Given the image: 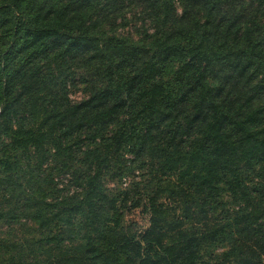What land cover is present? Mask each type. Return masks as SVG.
<instances>
[{
	"label": "trees",
	"instance_id": "16d2710c",
	"mask_svg": "<svg viewBox=\"0 0 264 264\" xmlns=\"http://www.w3.org/2000/svg\"><path fill=\"white\" fill-rule=\"evenodd\" d=\"M0 264H264V0H0Z\"/></svg>",
	"mask_w": 264,
	"mask_h": 264
},
{
	"label": "rangeland",
	"instance_id": "374dc122",
	"mask_svg": "<svg viewBox=\"0 0 264 264\" xmlns=\"http://www.w3.org/2000/svg\"><path fill=\"white\" fill-rule=\"evenodd\" d=\"M128 219L129 221L136 222L139 225H144L145 223L143 217L138 212H134L131 215H129Z\"/></svg>",
	"mask_w": 264,
	"mask_h": 264
}]
</instances>
